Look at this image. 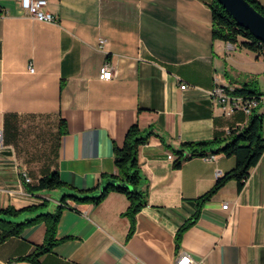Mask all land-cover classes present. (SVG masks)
Here are the masks:
<instances>
[{
    "label": "crops",
    "instance_id": "crops-1",
    "mask_svg": "<svg viewBox=\"0 0 264 264\" xmlns=\"http://www.w3.org/2000/svg\"><path fill=\"white\" fill-rule=\"evenodd\" d=\"M46 1L53 23L31 19L20 0H0V209L19 211L16 221L54 213L64 190L34 191L42 177L57 172L93 189L117 173L113 149L130 126L150 135L137 149L147 206L131 236L123 194L99 205L68 200L57 243L38 264H175L180 254L192 264H264V152L242 189L228 181L178 243L198 199L235 159L214 153L173 167L182 144L225 140L246 126L249 115H225L210 93L264 77V57L212 39V0ZM106 62L113 75L101 80ZM258 107L264 116V100ZM45 231L40 221L4 240L0 264H32L24 258Z\"/></svg>",
    "mask_w": 264,
    "mask_h": 264
},
{
    "label": "trees",
    "instance_id": "trees-1",
    "mask_svg": "<svg viewBox=\"0 0 264 264\" xmlns=\"http://www.w3.org/2000/svg\"><path fill=\"white\" fill-rule=\"evenodd\" d=\"M245 1L264 16V7L260 3L256 0ZM210 11L213 40L230 44L239 43L241 48L251 51L257 56L264 57V42L256 39L248 30L238 25L216 0L211 1ZM231 93L242 97L244 100L251 97L256 99L264 97V91L258 90L254 76H251V81L244 83L241 87L233 88ZM259 104L252 108L246 126L241 131H230L228 139L184 143L179 150L174 151L177 159L174 161L173 167L176 169L180 168L182 161L194 156H211L214 153H223L235 159L234 168L218 178L212 188L198 199L196 214L176 233L177 243L187 228L198 218L202 205L230 180L237 183V189L240 191L249 176L250 170L260 159L264 152V116L258 112ZM149 135V132L143 133L137 125L130 126L125 134L122 146H115L113 149L117 173L103 176L102 182L93 189L81 190L74 188L63 182L57 172L42 177L38 185L32 188L34 191L64 190L56 211L54 213H39L32 219L16 221L19 211L11 207L0 209V243L11 236H18L27 226L40 221L44 222L46 231L43 245L24 258L32 264H38L39 258L50 252L57 243L55 240L56 225L62 209L67 207L68 200L76 204L99 205L111 192L123 194L129 202L125 215L131 222L129 231V236H131L135 215L147 206V184L138 164L137 149L147 141ZM37 208V206H32L26 210L32 212Z\"/></svg>",
    "mask_w": 264,
    "mask_h": 264
},
{
    "label": "built area",
    "instance_id": "built-area-1",
    "mask_svg": "<svg viewBox=\"0 0 264 264\" xmlns=\"http://www.w3.org/2000/svg\"><path fill=\"white\" fill-rule=\"evenodd\" d=\"M20 4L22 9L25 11V14L28 15L31 19L41 22L53 23L55 22V18L52 14L46 12L44 8L47 5L46 0H20ZM104 43L103 40L100 41L102 45ZM29 71L33 72V68L30 66ZM113 75V70L111 65L106 62L103 64L99 78L101 80H110ZM180 88L182 90L186 89V85H181ZM233 89L228 87L216 86L210 93L212 98L216 100L223 111V113L227 116H231L236 111H243L245 114L249 115L252 108L258 105L261 101L264 100V97H259L256 99L255 97H251L248 99H243L240 96L233 95ZM1 132H0V139H1ZM169 159H172V156H169ZM30 181L29 179H26ZM60 204V203H59ZM227 205L222 206V209H227ZM175 264H192V260L186 254H180L175 261Z\"/></svg>",
    "mask_w": 264,
    "mask_h": 264
},
{
    "label": "water",
    "instance_id": "water-1",
    "mask_svg": "<svg viewBox=\"0 0 264 264\" xmlns=\"http://www.w3.org/2000/svg\"><path fill=\"white\" fill-rule=\"evenodd\" d=\"M242 28L264 42V16L245 0H216Z\"/></svg>",
    "mask_w": 264,
    "mask_h": 264
},
{
    "label": "rangeland",
    "instance_id": "rangeland-1",
    "mask_svg": "<svg viewBox=\"0 0 264 264\" xmlns=\"http://www.w3.org/2000/svg\"><path fill=\"white\" fill-rule=\"evenodd\" d=\"M241 40V39H239ZM244 54H247L248 56L254 57L253 53L250 51H245L243 50ZM261 65L258 64V70H260ZM254 79L257 85V88L259 91L263 92L264 91V77H260V75H254ZM251 81V77H247L245 80V83Z\"/></svg>",
    "mask_w": 264,
    "mask_h": 264
}]
</instances>
